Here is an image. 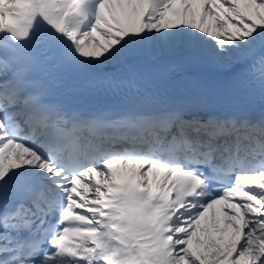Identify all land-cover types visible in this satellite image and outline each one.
<instances>
[{
	"label": "snow or ice",
	"instance_id": "6c2138e0",
	"mask_svg": "<svg viewBox=\"0 0 264 264\" xmlns=\"http://www.w3.org/2000/svg\"><path fill=\"white\" fill-rule=\"evenodd\" d=\"M177 56L264 105V0H0V264H264V110Z\"/></svg>",
	"mask_w": 264,
	"mask_h": 264
},
{
	"label": "bare ground",
	"instance_id": "6f19581e",
	"mask_svg": "<svg viewBox=\"0 0 264 264\" xmlns=\"http://www.w3.org/2000/svg\"><path fill=\"white\" fill-rule=\"evenodd\" d=\"M212 67H215V66H212ZM216 68L222 69V68H220V67H216Z\"/></svg>",
	"mask_w": 264,
	"mask_h": 264
}]
</instances>
